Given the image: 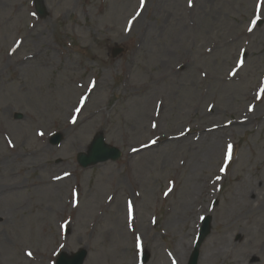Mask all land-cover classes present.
I'll return each mask as SVG.
<instances>
[{"label": "rangeland", "instance_id": "obj_1", "mask_svg": "<svg viewBox=\"0 0 264 264\" xmlns=\"http://www.w3.org/2000/svg\"><path fill=\"white\" fill-rule=\"evenodd\" d=\"M34 2L0 0V264L79 248L84 264H136L139 235L146 264H185L199 213L202 260L264 264L247 232H264V203L250 206L252 191L264 202V0H43L41 17ZM214 126L233 131L199 167ZM96 131L122 155L80 167Z\"/></svg>", "mask_w": 264, "mask_h": 264}, {"label": "bare ground", "instance_id": "obj_2", "mask_svg": "<svg viewBox=\"0 0 264 264\" xmlns=\"http://www.w3.org/2000/svg\"><path fill=\"white\" fill-rule=\"evenodd\" d=\"M148 6V5H147ZM125 10H127V9H125ZM176 73H179V72H176ZM175 73V74H176ZM217 110H218V108L217 107H215V108H212V110H211V115L212 116H214L216 113H217ZM251 119H252V117H247V119H246V116L244 117V119L241 121L242 123H239V122H235L234 124H233V126H236L237 128H239L241 131L243 130V131H245V128H246V125L247 126H249L250 124H251ZM77 122H78V117H77ZM76 122V123H77ZM75 123H73V124H70V125H74ZM227 126V125H226ZM218 128V127H217ZM215 129V128H209L208 130L210 131V132H208V133H203L204 135H206L205 136V138L208 140V142H209V146H210V148H209V150L208 151H206L205 152V154L207 155V156H204L205 158H204V162H202V163H199V167H202V166H205V165H207V164H205V163H209V162H211V160H213V158L214 157H216V155L219 153V145L218 144H220V142L218 143V140L222 137V135H223V133H228V132H231V131H233V129L232 130H228V131H226V130H224V128L221 130V128H218V129ZM169 137H172V138H174V137H176V136H172V135H170V134H164V135H157V137L156 138H154L153 139V142H155V143H157V142H165V139H169ZM220 137V138H219ZM47 150V149H46ZM144 151H142V150H140V151H137L136 153H138V154H140V153H143ZM52 180L53 181H55L54 183H56L57 185H60V183H65L66 182V178H63V179H60V181H58V180H54L53 178H52ZM198 186V185H197ZM197 186H195L196 188L195 189H198V187ZM204 187V185L203 186H201V188H203ZM252 194L254 193V194H256V196L254 197V199H255V203L257 202V204H253V205H250L251 206V210H253V212H258L259 210H261L260 209V206H262L263 205V203L264 202H262V201H260V199H259V194H258V192H256V191H252L251 192ZM209 196V193L207 192V197ZM194 199V196H193V194L192 193H190V197H189V199H188V202L189 203H187V205H189L192 209L194 208V206H198L197 204H198V201H196V200H193ZM259 201V202H258ZM249 214H250V212H249ZM179 220H182V219H178L177 217L176 218H173L172 220L171 219H168V222H167V224L168 225H170L171 227L172 226H175V227H177L176 225L178 224V222H179ZM141 226V229H143L144 231H147L148 230V228H145L146 226L144 225V224H142V225H140ZM141 229H139V230H141ZM245 232V231H244ZM249 234L250 233H255V234H260L261 236H262V243H260V245H263L262 247H263V253H264V232L262 231V228H260V227H255V228H251V229H249V231H247ZM147 240V239H146ZM251 250V249H250ZM249 250V251H250ZM253 250H254V248H252V251L251 252H249V253H247L248 251H246L244 254L248 257V256H250V254H252V255H254L255 256V254H253ZM188 253V251H186V252H184V254L182 255L181 253H179V252H177V256L178 257H182L183 259L182 260H185L186 259V254ZM201 256V255H200ZM208 257H209V255L208 254H206L205 255V257H204V260H202V258H203V256H201L200 257V259H199V264H208ZM181 260V261H182ZM234 264H239V262H234ZM247 264H249V263H247Z\"/></svg>", "mask_w": 264, "mask_h": 264}, {"label": "water", "instance_id": "obj_3", "mask_svg": "<svg viewBox=\"0 0 264 264\" xmlns=\"http://www.w3.org/2000/svg\"><path fill=\"white\" fill-rule=\"evenodd\" d=\"M118 156L119 151L107 146L104 143L102 134H97L89 146L88 153H81L78 156V162L83 166H88L108 158L114 160ZM205 223H207V220H205ZM85 255L86 251L80 250L78 253H74V255L67 257L65 264H82ZM189 264H195L194 260L191 259Z\"/></svg>", "mask_w": 264, "mask_h": 264}, {"label": "snow or ice", "instance_id": "obj_4", "mask_svg": "<svg viewBox=\"0 0 264 264\" xmlns=\"http://www.w3.org/2000/svg\"><path fill=\"white\" fill-rule=\"evenodd\" d=\"M141 3L143 4V0H141ZM190 3H191V0H190ZM230 151H231V146H229V153H230Z\"/></svg>", "mask_w": 264, "mask_h": 264}]
</instances>
